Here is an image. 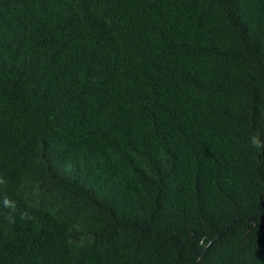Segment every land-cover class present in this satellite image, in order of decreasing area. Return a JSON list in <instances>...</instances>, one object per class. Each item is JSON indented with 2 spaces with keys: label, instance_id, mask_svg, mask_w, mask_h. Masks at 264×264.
Masks as SVG:
<instances>
[{
  "label": "trees",
  "instance_id": "obj_1",
  "mask_svg": "<svg viewBox=\"0 0 264 264\" xmlns=\"http://www.w3.org/2000/svg\"><path fill=\"white\" fill-rule=\"evenodd\" d=\"M0 264H264V0H0Z\"/></svg>",
  "mask_w": 264,
  "mask_h": 264
},
{
  "label": "clouds",
  "instance_id": "obj_2",
  "mask_svg": "<svg viewBox=\"0 0 264 264\" xmlns=\"http://www.w3.org/2000/svg\"><path fill=\"white\" fill-rule=\"evenodd\" d=\"M254 144H255V146H257V147H261V145L258 143V141H255V140H254Z\"/></svg>",
  "mask_w": 264,
  "mask_h": 264
}]
</instances>
